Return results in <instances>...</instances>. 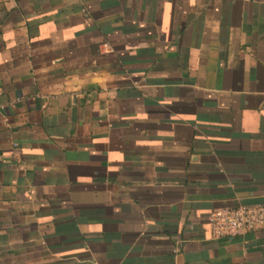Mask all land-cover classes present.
Returning <instances> with one entry per match:
<instances>
[{
  "label": "crops",
  "instance_id": "crops-1",
  "mask_svg": "<svg viewBox=\"0 0 264 264\" xmlns=\"http://www.w3.org/2000/svg\"><path fill=\"white\" fill-rule=\"evenodd\" d=\"M264 0H0V264H264Z\"/></svg>",
  "mask_w": 264,
  "mask_h": 264
},
{
  "label": "built area",
  "instance_id": "built-area-1",
  "mask_svg": "<svg viewBox=\"0 0 264 264\" xmlns=\"http://www.w3.org/2000/svg\"><path fill=\"white\" fill-rule=\"evenodd\" d=\"M214 238H235L264 228V203L235 208H220L207 218Z\"/></svg>",
  "mask_w": 264,
  "mask_h": 264
}]
</instances>
